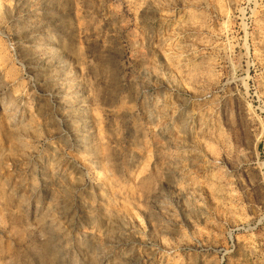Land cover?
<instances>
[{
  "label": "rangeland",
  "instance_id": "374dc122",
  "mask_svg": "<svg viewBox=\"0 0 264 264\" xmlns=\"http://www.w3.org/2000/svg\"><path fill=\"white\" fill-rule=\"evenodd\" d=\"M0 264H264V0H0Z\"/></svg>",
  "mask_w": 264,
  "mask_h": 264
}]
</instances>
